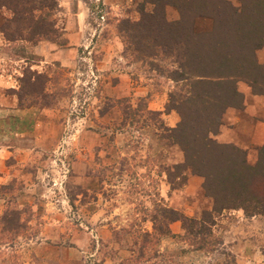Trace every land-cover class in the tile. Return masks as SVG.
<instances>
[{
	"label": "rangeland",
	"instance_id": "obj_1",
	"mask_svg": "<svg viewBox=\"0 0 264 264\" xmlns=\"http://www.w3.org/2000/svg\"><path fill=\"white\" fill-rule=\"evenodd\" d=\"M53 1L49 20L59 37L51 44L70 49L66 23L80 33L69 58L39 63L34 46L8 43L0 34L7 45L0 46V72L13 74V88L6 93L18 107L52 111L45 126L33 123L23 129L22 139L6 133L8 149L18 152L0 160L6 173L0 181V264H263L264 217L247 218L241 210L214 218L211 229L220 242L212 251L187 245L180 238V222L169 225L172 237L153 233L157 208L199 218L209 206L201 177L189 169L176 176L173 167L183 162L182 152L158 129L179 120L173 111L163 114L173 83L159 72L158 58L142 59L117 29L123 20L138 21L153 5L101 0L104 21L99 26L90 13L93 1ZM226 1L240 6L238 0ZM164 13L168 22L179 18L174 7L166 6ZM195 26L208 31L211 20L199 19ZM256 59L264 64V39ZM238 90L250 95L243 82ZM244 110L235 113L252 127L257 118ZM229 125L222 116L221 126ZM230 128L228 141L219 132L213 139L243 149L254 163L264 135H245L243 126ZM145 233L151 234L146 243Z\"/></svg>",
	"mask_w": 264,
	"mask_h": 264
},
{
	"label": "trees",
	"instance_id": "obj_2",
	"mask_svg": "<svg viewBox=\"0 0 264 264\" xmlns=\"http://www.w3.org/2000/svg\"><path fill=\"white\" fill-rule=\"evenodd\" d=\"M145 1L153 5L152 11H142L138 21H121L117 29L142 59L158 58L162 66L156 67L173 83L163 114L173 111L179 120L174 127L158 129L182 152L183 162L173 167L176 176L189 169L201 177L209 204L199 218L165 206L155 209L153 233L172 237L169 225L180 222V238L187 245L212 251L220 241L211 227L223 211L264 217V145L249 163L243 149L213 139L226 110L244 109L238 83H245L250 95L264 98V64L256 59L264 39V0H238L239 7L226 0ZM55 6L53 0H0V10L9 14L0 15V34L8 43H55L59 34L49 20ZM166 6L176 9L178 20H166ZM205 18L211 20V28L199 31L195 21ZM166 175L172 186V173ZM142 237L146 243L151 234Z\"/></svg>",
	"mask_w": 264,
	"mask_h": 264
},
{
	"label": "crops",
	"instance_id": "obj_3",
	"mask_svg": "<svg viewBox=\"0 0 264 264\" xmlns=\"http://www.w3.org/2000/svg\"><path fill=\"white\" fill-rule=\"evenodd\" d=\"M81 17L79 15L76 16V20L74 21V27L76 29V23H80ZM71 24L66 23L64 26L66 40L71 45L70 49H63L58 48L55 45L47 42L40 43L34 47H32L33 54L39 59V63L47 64L51 62L52 60H63L66 58H69L73 55V52L76 51V44L78 43V32H71L70 30ZM78 31L80 32V27L78 28ZM0 46L4 47L7 46L4 42L2 36L0 35ZM40 56V57H38ZM22 61V60H20ZM18 62V61H15ZM16 72V70H15ZM13 74L8 73L5 70H1L0 72V129L3 133V135H0V160H6L10 156H13L16 152H12L8 145H6V140L8 134L16 133L17 136H19V139L24 138V136L27 134L23 129H28L29 126H31L33 123L35 124H45L47 123L49 117L52 114V111H48L47 109H34L32 107L26 108V107H18L17 100L13 95H9L6 93V91L13 88L12 80H13ZM245 98V104H244V111L248 114L249 117L253 118L256 117L257 120L255 125L252 127H249L247 124H243V121L241 118L235 113V110L228 109L226 110L225 114L223 115V120H227V122H230L229 128L226 126H221L220 131L218 135H220V138L224 139L225 141H228L229 137L226 135H231L228 132H232L231 126H238V128L243 126V134L247 135H264V100L260 96H252L249 95V93L244 94ZM248 98H251L252 102H254V107L249 105ZM256 104V105H255ZM259 111L262 113L261 116L258 115ZM263 118V120H261ZM49 122V121H48ZM177 123V119H173V123L170 125L171 127L175 126ZM247 125V126H246ZM2 126V128H1ZM19 130L20 132L17 133L16 131ZM23 131V132H22ZM220 139V140H222ZM223 141V142H225ZM3 156V157H2ZM1 164V162H0ZM0 181L3 182L6 180V173L3 172L4 167L3 165H0ZM114 208L112 210V214L115 213Z\"/></svg>",
	"mask_w": 264,
	"mask_h": 264
},
{
	"label": "built area",
	"instance_id": "obj_4",
	"mask_svg": "<svg viewBox=\"0 0 264 264\" xmlns=\"http://www.w3.org/2000/svg\"><path fill=\"white\" fill-rule=\"evenodd\" d=\"M92 1L94 2L92 4L93 9H91L90 13L95 19L94 22L100 26L102 24L101 21H104V13H103V10L101 8L102 7L101 0H91V3H92Z\"/></svg>",
	"mask_w": 264,
	"mask_h": 264
}]
</instances>
